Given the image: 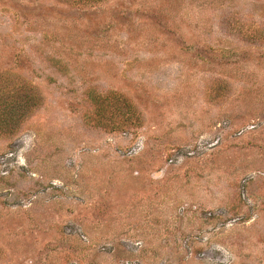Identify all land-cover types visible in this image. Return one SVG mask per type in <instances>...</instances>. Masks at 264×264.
Listing matches in <instances>:
<instances>
[{"label": "rangeland", "instance_id": "rangeland-1", "mask_svg": "<svg viewBox=\"0 0 264 264\" xmlns=\"http://www.w3.org/2000/svg\"><path fill=\"white\" fill-rule=\"evenodd\" d=\"M0 264H264V0H0Z\"/></svg>", "mask_w": 264, "mask_h": 264}]
</instances>
